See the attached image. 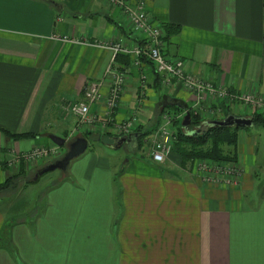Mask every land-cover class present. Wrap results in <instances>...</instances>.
I'll list each match as a JSON object with an SVG mask.
<instances>
[{
    "label": "crops",
    "instance_id": "0c3cea01",
    "mask_svg": "<svg viewBox=\"0 0 264 264\" xmlns=\"http://www.w3.org/2000/svg\"><path fill=\"white\" fill-rule=\"evenodd\" d=\"M147 10L172 30L166 55L184 59L194 78L264 95V0H148ZM138 39L106 0H0V183L32 170L17 157L57 145L49 134L76 137L77 118L66 106L83 98L89 81L105 77L113 50L99 44L133 46ZM133 63L118 54L115 67L130 69L119 107L109 113L108 81L94 108L100 120L88 132L97 144L48 187L43 212L18 220L21 209H0V236L7 221L18 220L0 246V264H264V142L252 130L264 126L238 130L233 170L211 160L203 169L185 166L175 152L164 162L139 154L116 161L101 147H112V137L123 135L120 124L133 116L132 133L148 140L162 107L177 101L200 113L201 123L251 113L244 102L215 94L197 104L182 82L166 88L151 63ZM138 137L126 146L138 150Z\"/></svg>",
    "mask_w": 264,
    "mask_h": 264
},
{
    "label": "built area",
    "instance_id": "2783aa9c",
    "mask_svg": "<svg viewBox=\"0 0 264 264\" xmlns=\"http://www.w3.org/2000/svg\"><path fill=\"white\" fill-rule=\"evenodd\" d=\"M112 6L119 8L126 15L131 23L134 31L139 34L138 41L133 46H128L122 42L105 45L113 50L111 63L107 68V73L100 80L89 81L84 90L83 98L78 102H68L66 109L79 118L78 125H85L93 122L95 118L91 115V107L99 102L103 96V88L109 81V92L106 98V104L109 113L112 114L119 107L121 93L127 81L129 68L120 70L115 67V61L119 53L127 54L134 59V66H140L145 62L151 63L156 71L163 76V86L166 88L171 86L173 80H177L185 84L193 90L197 95L198 103L200 104L205 99L206 94H215L223 98L226 103H231L233 100H239L245 103L249 108L257 111L264 110V95L251 94H234L228 89L214 86L207 81H200L188 73L185 69V61L182 58H169L165 53L166 41L164 24L153 18L147 10L148 0H106ZM168 111V112H167ZM163 113L162 122L155 133L154 145L151 152V157L157 162H164L167 157L173 152V140L176 136L173 124L177 120H183L187 111L179 114H173L169 110ZM190 112H192L190 110ZM194 114V113H193ZM201 115L196 113L194 115ZM137 126L135 116L128 121L120 124V133L123 135L132 134L133 128ZM55 148L37 147L34 150L25 154L29 159H41L48 152H54Z\"/></svg>",
    "mask_w": 264,
    "mask_h": 264
},
{
    "label": "rangeland",
    "instance_id": "374dc122",
    "mask_svg": "<svg viewBox=\"0 0 264 264\" xmlns=\"http://www.w3.org/2000/svg\"><path fill=\"white\" fill-rule=\"evenodd\" d=\"M96 105H97V103H95L90 109L91 115L95 118V120L93 122H90L89 124L85 125V127H80L78 125L79 118L75 115L77 118V123H76L75 127L72 129L70 137H73L74 135H76V137L78 135L79 136H85L88 134V132H90V130H93L92 126L96 125L97 121L100 120L97 117L96 113L94 112V108ZM106 106H107V104H106ZM163 107H165V106H163ZM163 107H162V109H163ZM172 108L173 107H170V109H172ZM247 108H249V107L247 106ZM163 111H165V110H163ZM172 112H174V111L172 110ZM250 112H251L250 115H248L246 117L254 118L255 115L256 116L257 115L264 116V110L257 111V110H254L252 108V109H250ZM70 116H71L70 120L72 121L74 119V115L71 114ZM162 116H161V119L159 118L160 122H162ZM195 116H198V118H201V116L198 114ZM181 122H183V121H181ZM181 122L179 120H177L175 122V125L173 124V127H174L173 129H174V132H176V136L173 140L172 151L175 153H177L176 145H177V141H178V131L180 130V127L183 128ZM106 123L109 124L110 122H108V120L107 121L103 120L104 126L107 125ZM255 125L256 126H259V125L263 126L261 123H255ZM207 127L208 126L206 124H202V129H207ZM251 128H253V127H251ZM254 128L255 129H252V130H255V132L258 133L256 135L257 139L259 138L258 140L264 142V131H262V132L256 131V130H258L257 128H259V127H254ZM246 130H250V129H246ZM94 137H97V135H95L93 137L90 136L88 138L90 145H89V148L87 151H90L92 149L93 144H95V143L97 144L96 138H94ZM239 137L240 136H239V131H238V141H239ZM105 141L110 142L111 139L107 138ZM101 145H103V144H101ZM153 145H154L153 137L149 138L148 140L146 138L144 139V137H143L138 141V147H139L138 150L132 149L129 146H125V147H121V148H114V147L104 146V145L101 147V149L103 151H105L107 154L115 156L117 158L116 161L120 159L122 162H126V161H128V159L131 156H134L135 154H139L142 156L144 155L146 158L150 159L149 155H151ZM189 147L191 148V145H189ZM207 147H209V145ZM223 147H224L223 149L225 152L231 151V153H237V151H233L234 147L232 145L231 146L225 145ZM48 148H55V151L54 152H48L47 155L44 154L43 157H41V159H38V160H43V162L39 163L38 165H36L37 164L36 163L37 158L29 159L25 156V154H22L21 156L17 157L16 161L21 162V164H25L26 167L29 166V169H32V170H30L27 173L22 170L21 173L17 174L18 176H20L19 181L17 182L18 183L17 188L18 189L20 188V190L18 192L14 193L15 191H13L14 189H12V188H9L6 190L5 189L0 190V209H5L8 212L14 211L15 214H18V212H19L18 210H16L17 208L21 209V213L19 215H15L17 219H28L29 216L35 218L43 212V208L47 204L46 192H47L48 187L58 183L60 181V179H62L64 177V175L66 174V172H63L61 170L50 171V172H47L44 175H42L39 178V180L34 181L35 174L39 168L55 161L56 159H58L60 157H63V155L67 149L66 147H63V150H62V147H60L58 145H54V146H51ZM199 148H201V146H199ZM177 154H179V153H177ZM263 157H264V153H259V166H261V167L264 166ZM208 160L214 161L215 165L219 166V164H220L223 167H228L230 170H233V168H234V166L232 164L230 165V163H232L233 161L216 160V159L192 158V159H188V160L184 161L183 163L185 164V166L188 165V166L192 167V166L196 165V166H198V168L200 167L201 169H203ZM222 161H224V163H222ZM227 162H228V164H226ZM209 164H210V162H209ZM213 169H215V168H213ZM263 169L262 170L258 169V170H260V172L258 171V173L261 174ZM207 171H209V170H207ZM215 171L216 170H214V172ZM17 175L15 174V176H17ZM210 175H211V172H210ZM24 186H26V187H24ZM13 194H15V195H13ZM24 207H26V209H23ZM22 209L24 210V213H22ZM27 210H29V212H27Z\"/></svg>",
    "mask_w": 264,
    "mask_h": 264
},
{
    "label": "trees",
    "instance_id": "16d2710c",
    "mask_svg": "<svg viewBox=\"0 0 264 264\" xmlns=\"http://www.w3.org/2000/svg\"><path fill=\"white\" fill-rule=\"evenodd\" d=\"M165 28V36L167 34L171 33L172 30H166ZM174 31V30H173ZM121 54V53H119ZM125 58H129V55L124 54ZM129 62H126V65H128ZM173 107L177 108L178 111L172 112V109L170 107L165 106L160 112L159 118L161 119V116L165 111L169 109V111L173 114H179L183 112V109L178 106L174 105ZM165 110V111H163ZM192 114V123L193 125H202L204 123H201L198 116ZM255 123H261L264 126V116L262 115H255L254 116ZM176 122V121H175ZM181 122V121H180ZM182 127H180V130L178 131V141L176 145V151L179 153L183 159V162L192 159V158H202V159H216V160H226V161H238L237 153H231L225 152L224 147L225 145L233 146L236 148L238 144V130L241 129L239 127H207V129H202L198 134H189L187 130H185V127L183 126V123L181 122ZM180 124V125H181ZM175 125V123H174ZM5 134L7 135H13L8 130L1 129ZM146 135V134H145ZM34 136V134H15L14 137H29ZM86 137H89L88 134L85 135ZM139 140L143 138L141 136V133H139ZM191 145V148L189 147ZM209 145V147H207ZM201 146V148H199ZM20 176H11L9 177L5 182L0 183V190L1 189H9L12 188L15 191L14 193L18 192L20 188H17L18 181ZM27 186V185H26ZM24 186V187H26ZM15 195V194H13ZM21 220V219H18ZM7 221L5 224V227L3 229V232L0 236V246H3L4 242H8L9 236H10V229L16 221Z\"/></svg>",
    "mask_w": 264,
    "mask_h": 264
},
{
    "label": "water",
    "instance_id": "95a60500",
    "mask_svg": "<svg viewBox=\"0 0 264 264\" xmlns=\"http://www.w3.org/2000/svg\"><path fill=\"white\" fill-rule=\"evenodd\" d=\"M173 105H178L187 111L184 120L183 126L185 130L189 132V134H198L202 130V125H193L192 123V114L188 107L181 102H174ZM255 121L251 117L246 116H236L233 114L228 115L224 119H214L207 120L204 124L209 127H239V128H249L254 125ZM139 133L135 132L128 135H120L112 137L114 148L125 147L129 144L133 138H137ZM49 138L58 146L66 147V151L63 157L56 159L55 161L39 168L35 174L34 181L39 180V178L47 172L61 170L63 172H67L71 162L81 155H83L89 148V139L86 136H77L73 140L69 141L66 138L58 136L56 134H49Z\"/></svg>",
    "mask_w": 264,
    "mask_h": 264
}]
</instances>
